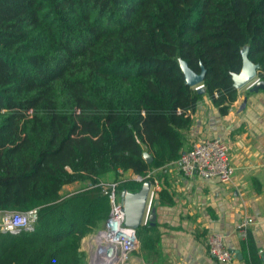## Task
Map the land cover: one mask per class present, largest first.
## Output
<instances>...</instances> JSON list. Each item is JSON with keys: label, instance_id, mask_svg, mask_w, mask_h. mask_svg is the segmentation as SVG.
<instances>
[{"label": "trees", "instance_id": "16d2710c", "mask_svg": "<svg viewBox=\"0 0 264 264\" xmlns=\"http://www.w3.org/2000/svg\"><path fill=\"white\" fill-rule=\"evenodd\" d=\"M245 48L264 82V0H0V217L37 210L31 230L0 229V264H81L111 208L102 176L120 196L176 161L203 96L221 115L236 100ZM136 235L149 263L156 229Z\"/></svg>", "mask_w": 264, "mask_h": 264}, {"label": "crops", "instance_id": "0c3cea01", "mask_svg": "<svg viewBox=\"0 0 264 264\" xmlns=\"http://www.w3.org/2000/svg\"><path fill=\"white\" fill-rule=\"evenodd\" d=\"M236 89L238 96L225 115L204 95L191 114V126L182 131L183 151L206 138L219 137L226 142L233 169L230 180L222 183L214 178L184 176L175 161L157 170L160 188L166 189L171 203L161 202L158 194L155 220L148 222L156 229V252H151L149 263L146 262L139 242L130 264H253V255L258 264H264V89L250 92L246 85ZM134 177L127 171L118 178ZM105 179L113 182L114 173L103 175L101 183H107ZM86 185L89 183L66 184L61 193L65 195ZM247 219L252 221L244 238L238 225ZM94 232L81 239V264H95V247L90 237ZM212 232L224 235L225 244L233 253L229 262L219 263L209 254L206 238Z\"/></svg>", "mask_w": 264, "mask_h": 264}, {"label": "built area", "instance_id": "2783aa9c", "mask_svg": "<svg viewBox=\"0 0 264 264\" xmlns=\"http://www.w3.org/2000/svg\"><path fill=\"white\" fill-rule=\"evenodd\" d=\"M260 80L259 74L254 75L245 83L246 88H251ZM201 87H203L202 83L194 86L196 90ZM175 163L177 164L178 170L184 176L192 177L196 175L214 178L222 183L230 180L233 170L228 158V146L219 137L206 138L191 143L187 149L181 152ZM164 166L151 170L145 176L148 180L144 182H149L150 185L146 193L141 225L149 222V215L155 201V194L160 189L159 181L155 174L157 170L163 169ZM119 172L121 173L120 170ZM134 179L141 181L143 178L135 175ZM117 183L115 181L101 183L105 188L110 189L109 199L111 208L108 218L91 240L95 247V264H130L132 253L139 246L136 228L125 224L123 204L117 198L115 192ZM36 219V209L23 213H5L0 217V229L3 231H14L18 229L31 230ZM251 221V219H247L238 225V231L241 237H246L247 228ZM206 244L209 254L217 262L227 263L232 260L233 253L227 248L222 233H209L206 238ZM108 248L111 249L109 254L107 253Z\"/></svg>", "mask_w": 264, "mask_h": 264}, {"label": "water", "instance_id": "95a60500", "mask_svg": "<svg viewBox=\"0 0 264 264\" xmlns=\"http://www.w3.org/2000/svg\"><path fill=\"white\" fill-rule=\"evenodd\" d=\"M181 69L184 73L185 83L190 86H195L197 84L202 83L204 78V69L201 70L200 73H195L192 71L186 63L181 62ZM258 65L251 62L247 57V48L242 51V67L239 73L233 75V85L235 88H240L245 85V83L251 79L255 74H258ZM259 89H264V82L260 80L251 88H249L250 92L258 91ZM202 92L203 87L197 89ZM144 158L147 162L152 161V156L144 152ZM150 183L144 182L140 189L137 192H129L123 191L121 194L120 201L123 204L124 214H125V224L132 226L134 228H138L141 223L142 212L144 208L146 193L148 190ZM158 193L155 194V199H157ZM156 201L153 203V207L151 209L149 215V221L153 222L155 220V208ZM111 249H107V253L109 254Z\"/></svg>", "mask_w": 264, "mask_h": 264}, {"label": "rangeland", "instance_id": "374dc122", "mask_svg": "<svg viewBox=\"0 0 264 264\" xmlns=\"http://www.w3.org/2000/svg\"><path fill=\"white\" fill-rule=\"evenodd\" d=\"M105 180H107V179H105ZM107 181H108L107 183H110V180H107ZM116 195H117V193H116ZM117 198L120 200V198H121V194H120V196L117 195ZM98 231H99V230H98ZM96 232H97V231H95L93 234L90 235L91 239L94 238V235L96 234Z\"/></svg>", "mask_w": 264, "mask_h": 264}, {"label": "bare ground", "instance_id": "6f19581e", "mask_svg": "<svg viewBox=\"0 0 264 264\" xmlns=\"http://www.w3.org/2000/svg\"><path fill=\"white\" fill-rule=\"evenodd\" d=\"M90 243V242H89ZM90 247V246H89ZM91 253V252H90Z\"/></svg>", "mask_w": 264, "mask_h": 264}]
</instances>
